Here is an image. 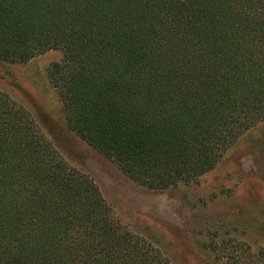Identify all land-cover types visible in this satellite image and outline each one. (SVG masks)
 <instances>
[{
    "label": "trees",
    "instance_id": "16d2710c",
    "mask_svg": "<svg viewBox=\"0 0 264 264\" xmlns=\"http://www.w3.org/2000/svg\"><path fill=\"white\" fill-rule=\"evenodd\" d=\"M56 50L68 128L136 184L214 170L264 121V0H0V61ZM224 264L264 248L214 243ZM0 264H171L0 91Z\"/></svg>",
    "mask_w": 264,
    "mask_h": 264
},
{
    "label": "rangeland",
    "instance_id": "374dc122",
    "mask_svg": "<svg viewBox=\"0 0 264 264\" xmlns=\"http://www.w3.org/2000/svg\"><path fill=\"white\" fill-rule=\"evenodd\" d=\"M51 50L26 64L0 61V91L28 110L69 166L100 187L113 217L158 247L171 264H224L214 243L264 248V121L246 132L219 165L189 183L148 190L88 146L65 121L48 70Z\"/></svg>",
    "mask_w": 264,
    "mask_h": 264
}]
</instances>
